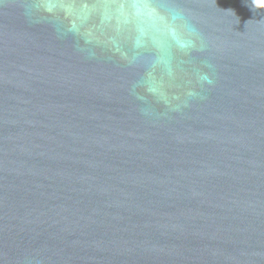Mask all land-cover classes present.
Listing matches in <instances>:
<instances>
[{"label": "water", "instance_id": "obj_1", "mask_svg": "<svg viewBox=\"0 0 264 264\" xmlns=\"http://www.w3.org/2000/svg\"><path fill=\"white\" fill-rule=\"evenodd\" d=\"M0 264H264V0H0Z\"/></svg>", "mask_w": 264, "mask_h": 264}]
</instances>
